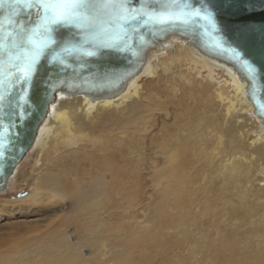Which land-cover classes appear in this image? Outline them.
I'll return each instance as SVG.
<instances>
[{
	"label": "rangeland",
	"instance_id": "rangeland-1",
	"mask_svg": "<svg viewBox=\"0 0 264 264\" xmlns=\"http://www.w3.org/2000/svg\"><path fill=\"white\" fill-rule=\"evenodd\" d=\"M143 85L153 99L135 116L107 120L94 131L98 137L42 155L41 166H34L36 154L23 161L18 180L0 195V264H69L55 258L68 249L76 264H264V185L248 183L264 166L248 146L254 134L236 142L247 171L226 184L224 173L207 162L209 134L224 124L222 108L208 99L194 103L201 109L189 118V131L176 136L172 113L189 121L175 104L179 92L164 77ZM226 131L223 140L234 141ZM218 149L226 153L222 144ZM190 151L205 160L206 173L194 189L192 225L185 229L178 201L188 191ZM62 236L67 250L53 247Z\"/></svg>",
	"mask_w": 264,
	"mask_h": 264
},
{
	"label": "bare ground",
	"instance_id": "bare-ground-1",
	"mask_svg": "<svg viewBox=\"0 0 264 264\" xmlns=\"http://www.w3.org/2000/svg\"><path fill=\"white\" fill-rule=\"evenodd\" d=\"M160 77H164L172 84L175 94L179 92L175 104L183 107L186 112L182 115L185 117L184 119L189 120L183 123L176 121L178 115L172 113L171 118L173 123L171 125L174 135L177 136V132L187 133L189 131V118L197 114L198 110L201 109L200 107L195 108V106H192L194 103L198 104L208 99L212 107L218 104L222 108L223 114L221 115L225 125L219 123V127L213 129L209 134L210 138L207 142L210 145L208 149L211 151V157L209 154L208 156L211 160L207 162L218 173H224L226 184L227 182L230 184L232 180L237 181L235 178L247 171V163L241 158L242 154L236 151V148L239 147L236 142H243L249 131L254 134L253 139L248 144L252 148L251 150L254 154L252 156L256 155L258 159H264V127L261 124L260 118L255 115L252 104L247 99L245 86L240 81L238 75L231 67L205 56L184 40L171 37L162 44H159L147 56V61L141 70L117 94L95 98L88 95H69L58 91L54 100L50 102L46 115L37 129L31 148L15 166L14 171L7 179L5 189L0 192V195L6 193L18 180L17 176L20 172L21 164L30 155L36 154L34 166H41L42 162L40 160L43 157L42 155L62 152L65 148L75 146L80 140L88 141L98 137L99 135H96L94 131L103 127L107 120H123L138 114L146 106L147 100L153 99V95L147 93L151 90L147 89L143 83L155 82ZM166 116L167 114L164 117ZM226 130L234 133L236 141L228 140L229 138L223 140V137L226 135L225 132H227ZM203 144L198 148L199 153L204 149ZM219 144H222L223 150L226 152L225 154H221L219 151ZM184 161L189 173L188 191L186 198L182 201L179 200L178 203L184 207L187 214L185 229H188L192 225L191 217H193L194 213L193 207L195 202L193 193L194 189H197L203 180L202 173L204 172H201V167L205 160H202L197 151L196 154L190 151L187 153ZM39 173L42 172L39 171ZM43 175L46 176L47 180H51L52 172L46 169L43 171ZM255 180L258 181V184L264 185V166H260L252 174L251 178L248 179V183L250 185L254 184ZM233 214L236 215V212L234 211ZM217 229L215 227V230ZM200 233L203 234L202 232ZM53 247L67 250L64 236L56 238L53 242ZM55 258L66 261L69 264H76V254L70 251V249L62 255H57Z\"/></svg>",
	"mask_w": 264,
	"mask_h": 264
},
{
	"label": "water",
	"instance_id": "water-1",
	"mask_svg": "<svg viewBox=\"0 0 264 264\" xmlns=\"http://www.w3.org/2000/svg\"><path fill=\"white\" fill-rule=\"evenodd\" d=\"M205 5L213 13L211 24L191 16L185 23L166 29L149 24L140 35L129 39L130 51L109 52L101 58L88 59L82 66L73 60L66 70L50 69L45 61L31 85L23 89L18 82H10L15 79L13 75H5L4 86L18 104L0 106V192L31 148L58 91L95 98L117 94L141 70L147 56L171 37L182 39L205 56L231 67L244 84L247 99L264 127V37L259 33L245 36L242 32L247 26L264 23V0H181L185 13L196 8L203 10ZM3 71L9 70L5 67Z\"/></svg>",
	"mask_w": 264,
	"mask_h": 264
},
{
	"label": "snow or ice",
	"instance_id": "snow-or-ice-1",
	"mask_svg": "<svg viewBox=\"0 0 264 264\" xmlns=\"http://www.w3.org/2000/svg\"><path fill=\"white\" fill-rule=\"evenodd\" d=\"M188 16L213 23L207 5L185 13L181 0H0V106L18 104L4 86L5 75H13L10 82L23 89L45 61L50 69L66 70L73 60L82 66L109 52L122 54L149 24L166 29ZM242 32L264 37V23Z\"/></svg>",
	"mask_w": 264,
	"mask_h": 264
},
{
	"label": "built area",
	"instance_id": "built-area-1",
	"mask_svg": "<svg viewBox=\"0 0 264 264\" xmlns=\"http://www.w3.org/2000/svg\"><path fill=\"white\" fill-rule=\"evenodd\" d=\"M67 234H68L70 241H74V235L70 228L67 229Z\"/></svg>",
	"mask_w": 264,
	"mask_h": 264
}]
</instances>
